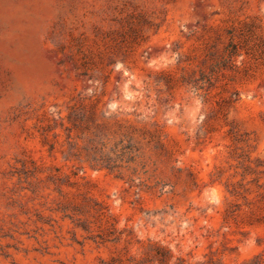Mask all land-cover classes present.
Returning a JSON list of instances; mask_svg holds the SVG:
<instances>
[{"label": "rangeland", "instance_id": "1", "mask_svg": "<svg viewBox=\"0 0 264 264\" xmlns=\"http://www.w3.org/2000/svg\"><path fill=\"white\" fill-rule=\"evenodd\" d=\"M0 264H264V0H0Z\"/></svg>", "mask_w": 264, "mask_h": 264}]
</instances>
